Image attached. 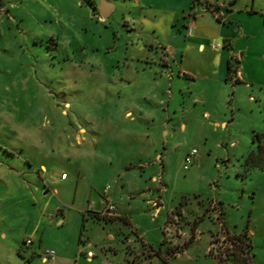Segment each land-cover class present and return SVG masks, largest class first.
Instances as JSON below:
<instances>
[{
	"label": "rangeland",
	"instance_id": "rangeland-1",
	"mask_svg": "<svg viewBox=\"0 0 264 264\" xmlns=\"http://www.w3.org/2000/svg\"><path fill=\"white\" fill-rule=\"evenodd\" d=\"M116 1L119 9L101 19L92 14L89 0H0V164L7 170L32 171L37 178L30 190L22 184L23 171L13 181L7 175L16 189V196L9 198L10 212L68 218L64 224L51 222L45 230L42 223L39 235L27 234L29 245L20 229L16 235H2L0 264H46L42 256L47 251L54 253L47 264H85L89 249L97 253L92 264H141L131 259L124 242L128 235L136 246L139 243L130 226L107 223L109 216H94L88 209L91 190L112 186L114 177L126 183V194L155 185L154 172L144 168L154 162L155 152L149 157L138 145L134 149V144L114 138L111 132L101 136L95 132V126L116 120L122 107L137 97L127 94V89L121 94L119 84H125L127 78L121 77L133 70L129 63L135 48L141 43L142 49H150L142 39L132 45L128 36L133 32L126 23L131 11ZM251 2L237 0V20L229 22L236 29L234 66L236 75L241 71V77L248 76L246 86L255 82L252 93L264 96V11L252 10ZM157 48L154 56L161 49ZM246 93L241 94L243 107L234 121L235 138L211 152L202 143L194 144L205 151L201 170L195 165L185 170L182 151L169 154L164 174L167 211L161 218H167L168 212L169 218H183L176 210L182 207L185 218H206L199 228L205 236L221 215L232 230L252 228L253 263L264 264V167L256 165L264 163V155L257 163L249 157L257 153L259 140L264 143V101L251 97L247 101ZM9 108L12 111H5ZM128 128L132 131L125 123L123 132ZM45 183L51 185L49 190ZM36 185L39 191H34ZM55 187L59 192L53 191ZM210 244L205 239L190 243L178 260L172 256L166 262L158 256L153 264H217L208 253Z\"/></svg>",
	"mask_w": 264,
	"mask_h": 264
},
{
	"label": "crops",
	"instance_id": "crops-1",
	"mask_svg": "<svg viewBox=\"0 0 264 264\" xmlns=\"http://www.w3.org/2000/svg\"><path fill=\"white\" fill-rule=\"evenodd\" d=\"M124 1L125 3L121 0L120 5L127 6L131 11L129 22L126 23L130 32H133L128 36L132 45L136 44V40L142 39L150 49H142L144 45L138 43L139 48H135L129 63L133 70L127 77L126 74L121 77L127 78V82L119 84L121 94L127 89V94L137 97H134L129 105L122 107L116 120L95 126V132L97 135L111 132L114 138L122 139V142L130 145L134 144V149H138V145L149 157L155 152L154 162L144 164V168L154 172L152 181L155 185H146L143 192L126 194V183L121 184L120 179L114 177L108 197L116 204V210L113 215L105 218V221L123 222L136 234V241L139 242L137 246L131 236L126 235L124 241L129 247L133 261L139 259L141 264H153L159 256L169 262L172 256L176 260L181 258L184 247L190 243L197 244L204 239L210 242L221 225L214 218L218 223L209 227L211 233L205 236L199 228L200 222L206 218H185L186 211L182 207L176 210L182 212L183 218H169V212L167 218H161L167 211V190L164 183L166 159L172 151L179 150L182 151L184 164L185 155L192 148H196V142L202 143L203 149L211 152L220 143L232 140L235 138L234 121L243 107L241 94L247 91V101H250L249 97L254 101L260 102L261 98L264 101V96L260 92L252 93L255 91L254 81H250L249 86L245 85L249 82L247 75L241 77V71L236 75L234 59L238 57V52L233 41L236 29L229 22L237 20V0ZM251 1L252 10L259 8L264 11V0ZM89 2L92 14H99L101 19L110 18L119 9L116 0H102L101 5L98 0ZM190 24L193 27L189 32ZM215 43L221 46L214 48ZM155 47H158L156 50L161 49L154 56ZM230 64L233 71L230 70ZM239 83L244 85H238ZM125 123L129 124L132 131L128 128L123 132ZM140 123L143 124L142 129L137 130L135 127ZM190 142H193V145H187ZM210 142L214 146L208 148L207 143ZM202 147L192 164L200 170L206 161L203 153L206 150ZM0 167H3L2 163ZM42 167L47 169L45 165ZM140 167L143 168V165ZM21 171L22 178L26 181L22 182L24 188L32 190V183L37 179L34 172L0 168V238L2 235L6 237L9 232L15 234V231L20 229L23 238L28 240L30 238L27 234L39 235L42 223L45 230L51 222L64 224L68 221V218H38L28 212L18 216L10 212L9 198L11 195L16 196V189L9 185L7 175L13 181V178L19 179L17 175ZM160 173L161 175H158ZM119 176L123 178L122 175ZM12 184L14 185V182ZM45 186L48 190L51 188L50 184ZM39 189L40 186L36 185L34 191ZM146 190L152 192L150 197L145 195ZM53 191L59 192V189L55 187ZM91 194L95 204L91 213L95 216L105 206L104 189L93 188ZM34 198L33 195L31 199ZM152 209H155L153 215L150 214ZM61 211L62 209H58V212ZM171 213L174 214L172 209ZM87 219L84 218V221ZM222 222L231 233H247L252 243V228L235 231L229 226L226 218H222ZM124 230L121 229L125 234ZM152 235L156 239L159 237L160 241L157 243L156 239L152 240ZM108 246L114 248L112 244ZM116 250L118 249L114 251ZM96 254L93 249H89V262L86 263L92 264ZM50 260V257L43 254V262L47 264Z\"/></svg>",
	"mask_w": 264,
	"mask_h": 264
},
{
	"label": "built area",
	"instance_id": "built-area-1",
	"mask_svg": "<svg viewBox=\"0 0 264 264\" xmlns=\"http://www.w3.org/2000/svg\"><path fill=\"white\" fill-rule=\"evenodd\" d=\"M193 25L190 24L188 27L189 32L192 30ZM220 44H215L214 48L220 47ZM198 155V149L197 148H192L184 157V164L183 168L185 170H188L190 168V165L193 164L196 156ZM66 175H63L65 177ZM110 190V186H106L104 188V197L106 199V203L104 208L100 211L97 212L96 214L102 215V216H111L115 213L116 210V204L108 197V193ZM94 202H90L88 209L89 212H92L94 210ZM218 222L221 225V228L219 231L214 235V237L211 240L210 247L208 249L209 255L213 256L217 260V264H229L230 260L229 257L233 256L236 252H238L237 245L239 244L236 236L238 234L231 233L228 231L222 222V218H216ZM249 236L247 235V238ZM246 242L249 243V239H246ZM32 243L31 239H28L26 241V244L29 245ZM242 256L248 257V254L246 250H244L242 253ZM47 257H54L53 251H47L46 252ZM253 264V261L251 260L250 262Z\"/></svg>",
	"mask_w": 264,
	"mask_h": 264
},
{
	"label": "trees",
	"instance_id": "trees-1",
	"mask_svg": "<svg viewBox=\"0 0 264 264\" xmlns=\"http://www.w3.org/2000/svg\"><path fill=\"white\" fill-rule=\"evenodd\" d=\"M230 70L233 71V68H232V65L230 64ZM260 135V134H259ZM262 155H264V143L261 142L259 140V148H258V151L257 153H255V151H253L251 154H250V158H253L255 163H257V160L258 158H261ZM258 156V157H256ZM258 166H260L261 168L264 167V163H258L256 164ZM97 217V216H96ZM99 218V217H98ZM239 244L237 245V249H238V252H236L235 254H233V256L229 257V260H230V263L229 264H251V260H252V243L250 241V238L248 237L247 238V233L245 232H242L240 234H238L236 236ZM246 239H249V243L246 242ZM246 250L247 254H248V257L246 256H242V252ZM253 261V260H252Z\"/></svg>",
	"mask_w": 264,
	"mask_h": 264
},
{
	"label": "snow or ice",
	"instance_id": "snow-or-ice-1",
	"mask_svg": "<svg viewBox=\"0 0 264 264\" xmlns=\"http://www.w3.org/2000/svg\"><path fill=\"white\" fill-rule=\"evenodd\" d=\"M5 111H12V109H10V108L9 109H5Z\"/></svg>",
	"mask_w": 264,
	"mask_h": 264
}]
</instances>
